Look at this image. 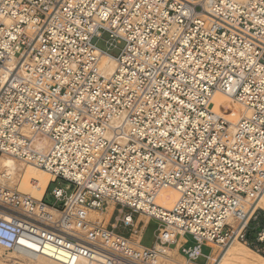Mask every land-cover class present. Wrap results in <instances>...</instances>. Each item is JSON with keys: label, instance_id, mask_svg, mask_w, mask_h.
I'll list each match as a JSON object with an SVG mask.
<instances>
[{"label": "built area", "instance_id": "built-area-1", "mask_svg": "<svg viewBox=\"0 0 264 264\" xmlns=\"http://www.w3.org/2000/svg\"><path fill=\"white\" fill-rule=\"evenodd\" d=\"M104 33L124 44L118 57L96 47ZM101 55L116 61L109 75ZM216 97L246 114L232 124ZM0 156L67 183L51 191L56 207L48 188L36 201L0 182L4 257L158 264L174 249L214 264V246L250 247L264 189V0H0ZM109 207L107 225L86 216ZM141 217L157 222L152 247ZM255 234L264 245V227Z\"/></svg>", "mask_w": 264, "mask_h": 264}, {"label": "bare ground", "instance_id": "bare-ground-1", "mask_svg": "<svg viewBox=\"0 0 264 264\" xmlns=\"http://www.w3.org/2000/svg\"><path fill=\"white\" fill-rule=\"evenodd\" d=\"M101 56V67L103 72L109 75L113 72L116 61L112 57H108L106 55ZM214 110L227 118L232 124L237 123L238 120L246 114V110H244L238 102L221 97H216ZM52 179L53 177L51 175L34 165L29 164L25 169H22L17 165L15 160L3 156L0 158V182L8 187L13 185L14 187L12 189L16 190L20 194L30 196L36 201H40L42 199ZM175 198V191L168 189L159 195L157 204L164 209H169ZM254 206L257 209L264 211V189L254 203ZM112 211L113 207H109L105 213L102 212V214H97L96 212L90 211L86 213V216L95 223H101V215L108 217ZM140 221L144 222L142 227L143 230L150 222L142 217L140 218ZM217 250L218 248L214 246L213 255L210 259L211 262H214V264H264V255L256 254L248 246H244L237 242L228 245L219 254H217ZM165 251V254L168 255L169 258H159L158 264H182L174 259V249H165ZM1 254L2 249H0V256ZM19 260L22 262L24 261V264H54L50 261L42 259L29 261L18 258L14 255H10L8 260L0 259V264H17V261Z\"/></svg>", "mask_w": 264, "mask_h": 264}, {"label": "rangeland", "instance_id": "rangeland-1", "mask_svg": "<svg viewBox=\"0 0 264 264\" xmlns=\"http://www.w3.org/2000/svg\"><path fill=\"white\" fill-rule=\"evenodd\" d=\"M111 44V45H109ZM123 43L120 42V43H116L115 41H113L112 39L109 38L108 34L104 33L102 35V37L97 41L96 43V47L106 53H108L110 56L116 58L118 57V55L120 54V51L122 50L123 48ZM2 156H0L1 158ZM4 157V156H3ZM18 166H20V168L22 169H25L29 164H23V163H18L16 162ZM22 172V171H21ZM20 172V173H21ZM10 186V185H9ZM12 186V187H11ZM10 187L13 188L14 186L11 185ZM67 186V183L61 181V180H58V181H55L54 183H50L49 184V187H48V190H47V193L44 197V203L48 206H56L58 207V205H55V201L54 199L52 198V195H51V191L54 189V188H63L65 189ZM67 192L69 193L71 190H70V187H68L67 189ZM257 209V208H256ZM262 210L258 209V212H260ZM97 214H102V212H96ZM105 213V212H103ZM117 211H114L113 213V217L115 215H117ZM101 219H102V222L104 223V225H107L108 221L112 222V218L111 220H109V216L106 217L105 215H101ZM108 218V219H107ZM136 219V215H133V220ZM106 220V221H105ZM106 222V223H105ZM150 228V229H148ZM157 229V222L152 220L148 223L147 225V228L145 230V233L143 235V238H142V241H141V244L145 247H152V245L154 244V234H155V231ZM147 231V233H146ZM117 232L125 237H127L130 233H131V229H123L122 227H119ZM187 236V237H186ZM184 239L186 240V245L184 246L185 248H188V247H191L194 245V242L192 240V238L188 235H185L184 236ZM150 243V244H149ZM242 244V243H240ZM244 245V244H242ZM246 246V245H244ZM264 246V245H263ZM254 253L256 254H259V255H262L264 254V248L262 247H256V248H250ZM202 253L204 255H208L209 254V249L208 248H205V247H202ZM173 257L174 259H176L177 261H179L180 263L184 264V259L182 258V256L177 252V250H174L173 252ZM0 259L2 260H8L9 257H4L3 256V251H2V254L0 256ZM20 262V263H19ZM24 262V261H23ZM22 261H17V264H24ZM200 264H202L204 261L203 260H199L198 261ZM160 263V262H159ZM211 264V263H210Z\"/></svg>", "mask_w": 264, "mask_h": 264}, {"label": "crops", "instance_id": "crops-1", "mask_svg": "<svg viewBox=\"0 0 264 264\" xmlns=\"http://www.w3.org/2000/svg\"><path fill=\"white\" fill-rule=\"evenodd\" d=\"M264 227V211H260L258 213V220L255 223L251 224V234L249 236V243L251 248L262 247L264 248L263 244L257 243L255 240V233H257L261 228ZM249 247V248H250Z\"/></svg>", "mask_w": 264, "mask_h": 264}, {"label": "trees", "instance_id": "trees-1", "mask_svg": "<svg viewBox=\"0 0 264 264\" xmlns=\"http://www.w3.org/2000/svg\"><path fill=\"white\" fill-rule=\"evenodd\" d=\"M251 248V247H250ZM262 255H264V254H262Z\"/></svg>", "mask_w": 264, "mask_h": 264}]
</instances>
